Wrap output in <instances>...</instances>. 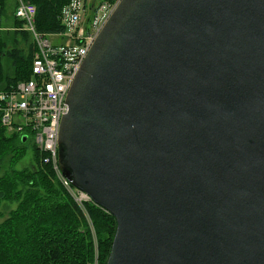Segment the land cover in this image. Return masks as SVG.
I'll list each match as a JSON object with an SVG mask.
<instances>
[{"label":"water","instance_id":"1","mask_svg":"<svg viewBox=\"0 0 264 264\" xmlns=\"http://www.w3.org/2000/svg\"><path fill=\"white\" fill-rule=\"evenodd\" d=\"M65 101L104 264H264V0H119Z\"/></svg>","mask_w":264,"mask_h":264},{"label":"trees","instance_id":"2","mask_svg":"<svg viewBox=\"0 0 264 264\" xmlns=\"http://www.w3.org/2000/svg\"><path fill=\"white\" fill-rule=\"evenodd\" d=\"M29 1L36 6L35 28L38 32L52 33L63 29L59 13L69 0ZM3 11L0 0V88L30 78L34 49L32 40L27 54L16 43L11 47L7 45L12 39L4 33ZM12 13L14 15V8ZM13 18L21 25L19 19ZM21 34L26 39L30 36L24 30ZM4 132L5 128L0 125V162L8 153H13L16 143L23 144L16 133L6 137ZM31 147L38 167H11L9 172L0 175V200L16 203L0 222V264H88L93 247L89 227L81 220L83 213L57 182L50 165L43 163L41 154L32 144ZM86 210L92 221L95 215L99 227L109 226L106 231L97 230L98 251L104 253L100 264H104L116 222L109 212L93 202L87 204ZM108 217L111 222L105 219Z\"/></svg>","mask_w":264,"mask_h":264},{"label":"built area","instance_id":"3","mask_svg":"<svg viewBox=\"0 0 264 264\" xmlns=\"http://www.w3.org/2000/svg\"><path fill=\"white\" fill-rule=\"evenodd\" d=\"M112 1L69 0L59 13L63 29L40 33L34 25L36 6L29 0H15L14 16L29 33L34 47L31 76L0 88V125L20 138L25 135L77 206L85 209L92 202L90 196L74 187L59 167L58 131L67 111V92L119 0Z\"/></svg>","mask_w":264,"mask_h":264},{"label":"rangeland","instance_id":"4","mask_svg":"<svg viewBox=\"0 0 264 264\" xmlns=\"http://www.w3.org/2000/svg\"><path fill=\"white\" fill-rule=\"evenodd\" d=\"M13 1L14 0H2V4H3V8H4V11H3L4 14L2 17V25L5 28L4 33H5V35L7 33V37L12 39V40H8L7 45L11 47L13 45V43H16L18 48L21 49L24 54H27V52H28L27 48H28V44L30 43L31 37L29 36L28 37L29 40H28V38L26 39V37H24L21 34V32H23L22 26L20 24L16 23L15 19L12 16V10H13V5H14ZM88 1H90V0H88ZM95 1L97 2L99 0H95ZM115 1H117V0H113L112 3H114ZM34 25H35V21H34ZM53 39H56V38L53 37ZM63 41L64 40H61V42L59 44L63 43ZM24 80H27V79H24ZM6 132H4V134L7 135L6 137L12 136L11 135L12 133L10 131H6ZM33 150L34 149H32L31 143L29 141L26 143H23V144L16 143L15 144V150L13 151V153L12 152L8 153L4 157V160L0 162V164H1L0 175H3L4 173L9 172L8 169L11 167L14 169L15 168L16 169H22V168L35 169L36 167H38V164H36V161H35ZM12 155H13V157H12ZM9 164H11V165L9 167H7ZM53 174H54V171H53ZM13 195H16V194L13 193ZM16 197H17V195H16ZM71 199L75 203V201L72 197H71ZM15 206H16L15 202H12L9 200H8V202L5 200L4 201L0 200V222L7 216L8 212L11 210V208H13ZM79 209L83 213V216L81 217V220L83 219L82 222L89 227V231H90V235H91V241H92V247H93L92 256H91V259H89L90 261L88 260V262H89L88 264H100L104 258V253L101 252V250L98 251L99 248L97 246V230L106 231L109 229L108 228L109 226L107 225V227H105V226L99 227V224L97 223V219H96L95 215L93 216V221H92L91 217L89 216V214L85 208L79 207ZM112 218L114 219L113 215H112ZM105 219H107L108 222H111L109 217L105 218ZM105 223H107V222H105ZM109 224H112V223H109Z\"/></svg>","mask_w":264,"mask_h":264},{"label":"crops","instance_id":"5","mask_svg":"<svg viewBox=\"0 0 264 264\" xmlns=\"http://www.w3.org/2000/svg\"><path fill=\"white\" fill-rule=\"evenodd\" d=\"M14 2V1H13ZM13 8H14V5H13ZM12 16L14 17L13 13H12Z\"/></svg>","mask_w":264,"mask_h":264},{"label":"flooded vegetation","instance_id":"6","mask_svg":"<svg viewBox=\"0 0 264 264\" xmlns=\"http://www.w3.org/2000/svg\"><path fill=\"white\" fill-rule=\"evenodd\" d=\"M26 142H27V139L23 143H26Z\"/></svg>","mask_w":264,"mask_h":264}]
</instances>
